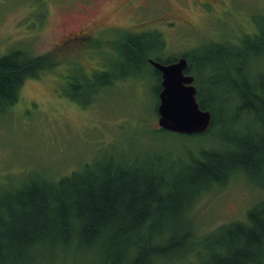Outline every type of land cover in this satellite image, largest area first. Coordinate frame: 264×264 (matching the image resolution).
Listing matches in <instances>:
<instances>
[{"label": "trees", "instance_id": "trees-1", "mask_svg": "<svg viewBox=\"0 0 264 264\" xmlns=\"http://www.w3.org/2000/svg\"><path fill=\"white\" fill-rule=\"evenodd\" d=\"M125 33L115 40L118 58L91 91L110 77L143 74L150 66L157 74V103L160 73L148 58H177L155 54L162 50L158 31ZM206 48L181 56L200 107L211 114L210 126L200 134H175L211 135L217 143L186 149L184 161L158 151L109 154L69 175L0 193V264L32 253L93 255L101 264H264V198L243 219L208 233L198 232L190 215L201 196L236 175L264 192V24L238 47L211 42ZM53 65L49 55L24 48L0 54V112L18 100L25 79ZM211 66L217 69L206 71Z\"/></svg>", "mask_w": 264, "mask_h": 264}, {"label": "rangeland", "instance_id": "rangeland-1", "mask_svg": "<svg viewBox=\"0 0 264 264\" xmlns=\"http://www.w3.org/2000/svg\"><path fill=\"white\" fill-rule=\"evenodd\" d=\"M262 24L264 0H0V54L19 47L54 60L51 69L25 79L18 100L0 112V193L69 175L109 154L143 157L158 151L184 161L186 149L216 144L211 135L154 131L157 74L150 66L143 74L110 77L94 91L92 86L99 73L112 68L119 55L115 40L125 31H158L162 50L155 54L164 59L193 49L203 54L211 42L238 47ZM97 26L105 30L84 44L63 41L68 33ZM212 68L217 69L206 71ZM232 178L194 203L190 215L198 232L243 219L264 198L259 186L243 176ZM15 264H101V259L32 253Z\"/></svg>", "mask_w": 264, "mask_h": 264}, {"label": "water", "instance_id": "water-1", "mask_svg": "<svg viewBox=\"0 0 264 264\" xmlns=\"http://www.w3.org/2000/svg\"><path fill=\"white\" fill-rule=\"evenodd\" d=\"M148 61L161 76L156 105L159 128L187 135L206 131L211 123V114L201 108L196 99L193 76L185 72L186 58L181 56L168 63Z\"/></svg>", "mask_w": 264, "mask_h": 264}, {"label": "flooded vegetation", "instance_id": "flooded-vegetation-1", "mask_svg": "<svg viewBox=\"0 0 264 264\" xmlns=\"http://www.w3.org/2000/svg\"><path fill=\"white\" fill-rule=\"evenodd\" d=\"M168 24H172V21H170ZM105 26H97L96 28H82L80 30H77L76 32H72V33H68L66 34L65 39L63 40L64 42H74V41H82L83 43H85L86 41L92 39V38H96V36L98 34L101 33V30H105V28H103ZM147 32H149L147 30ZM79 45V44H78ZM167 63V62H165Z\"/></svg>", "mask_w": 264, "mask_h": 264}]
</instances>
